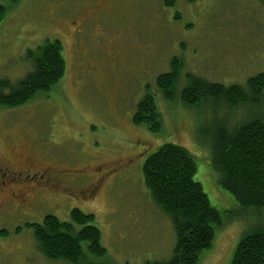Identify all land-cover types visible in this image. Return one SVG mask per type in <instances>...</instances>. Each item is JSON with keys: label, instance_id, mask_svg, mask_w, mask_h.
I'll return each mask as SVG.
<instances>
[{"label": "rangeland", "instance_id": "374dc122", "mask_svg": "<svg viewBox=\"0 0 264 264\" xmlns=\"http://www.w3.org/2000/svg\"><path fill=\"white\" fill-rule=\"evenodd\" d=\"M173 1L0 0V80L15 87L46 41L61 43L65 62L49 94L19 108L0 107V165L29 167L38 158L50 176L56 172V184L51 179L30 210L0 215V232H6L0 234V264H68L45 259L27 224H40L46 215L70 222L73 209L94 216L105 250L95 257L82 243L84 261H168L175 232L142 177L145 160L163 144L191 154L193 179L222 220L197 264H230L244 233L264 220V209L243 208L220 187L210 152L216 133L231 132L255 109L208 99L186 106L180 100L190 77L245 87L264 72V3ZM172 59L182 66L174 98L167 100L155 80L170 72ZM147 95L157 106V132L132 122Z\"/></svg>", "mask_w": 264, "mask_h": 264}, {"label": "trees", "instance_id": "16d2710c", "mask_svg": "<svg viewBox=\"0 0 264 264\" xmlns=\"http://www.w3.org/2000/svg\"><path fill=\"white\" fill-rule=\"evenodd\" d=\"M163 5L173 6L174 1L163 0ZM4 13L0 6V21ZM61 51L59 41H46L31 57L32 70L15 87L0 80V107L19 108L36 97L49 94L65 73ZM181 66L177 59H172L170 72L156 77V88L167 100L174 98ZM207 99L225 103L233 109L244 105H252L255 109L253 117L238 124L231 132L221 130L216 133L210 152L211 162L219 173L220 187L229 192L241 207L263 211L264 72L248 78L245 87L223 86L190 77L189 85L181 91V102L192 106ZM132 122L151 132L159 131L160 119L153 96L147 95L137 104ZM195 171L191 154L174 144L160 146L142 166L145 188L154 204L169 217L175 232L170 259L155 264H197L200 253L211 247L214 227L222 225L220 214L210 206L201 185L194 181ZM27 227L32 229L45 259L91 264L84 261L82 243L87 244L90 255H105L100 231L94 226V216L79 209L71 210L70 222L46 215L40 224H27ZM0 234L6 235V232ZM230 264H264V220L244 233Z\"/></svg>", "mask_w": 264, "mask_h": 264}, {"label": "flooded vegetation", "instance_id": "af4514ba", "mask_svg": "<svg viewBox=\"0 0 264 264\" xmlns=\"http://www.w3.org/2000/svg\"><path fill=\"white\" fill-rule=\"evenodd\" d=\"M38 157L45 159L44 156ZM35 159L29 167H22L24 164L19 167L0 165V215L30 210L33 203L41 201L49 181L53 179L56 184L53 178L56 172L50 176V168L38 158Z\"/></svg>", "mask_w": 264, "mask_h": 264}]
</instances>
